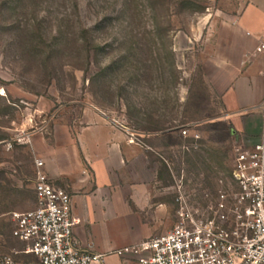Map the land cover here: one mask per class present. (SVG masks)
Instances as JSON below:
<instances>
[{
	"label": "rangeland",
	"instance_id": "obj_1",
	"mask_svg": "<svg viewBox=\"0 0 264 264\" xmlns=\"http://www.w3.org/2000/svg\"><path fill=\"white\" fill-rule=\"evenodd\" d=\"M228 0H0V254L22 247L11 212L35 207L36 150L60 117L96 105L162 137V185L195 206L228 188L233 124L214 91V29ZM81 117V116H80ZM193 130V131H194ZM175 212V211H174Z\"/></svg>",
	"mask_w": 264,
	"mask_h": 264
},
{
	"label": "crops",
	"instance_id": "obj_2",
	"mask_svg": "<svg viewBox=\"0 0 264 264\" xmlns=\"http://www.w3.org/2000/svg\"><path fill=\"white\" fill-rule=\"evenodd\" d=\"M228 1L236 8L214 29L211 81L235 141L255 143L264 131V52L256 51L264 0ZM179 129L136 130L90 105L75 120L60 117L49 137L39 139L35 150L44 170L72 196L82 248L107 252L169 229L175 210L162 169L170 160L160 140L180 135ZM107 264L123 263L111 255Z\"/></svg>",
	"mask_w": 264,
	"mask_h": 264
},
{
	"label": "built area",
	"instance_id": "obj_3",
	"mask_svg": "<svg viewBox=\"0 0 264 264\" xmlns=\"http://www.w3.org/2000/svg\"><path fill=\"white\" fill-rule=\"evenodd\" d=\"M256 51L264 52V30ZM179 128L184 139L201 137L191 124ZM35 166V207L11 212L22 247L0 254V264H107L111 255L123 264H264V131L257 142L235 146L228 188L206 206L192 204L179 179L169 229L107 252L80 246L71 194L44 170L43 158Z\"/></svg>",
	"mask_w": 264,
	"mask_h": 264
}]
</instances>
